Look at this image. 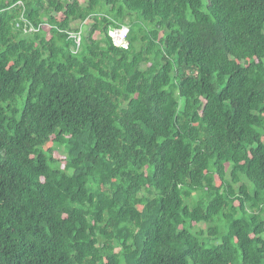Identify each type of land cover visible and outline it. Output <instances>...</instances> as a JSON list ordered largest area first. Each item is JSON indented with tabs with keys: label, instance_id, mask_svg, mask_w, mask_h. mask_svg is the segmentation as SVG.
<instances>
[{
	"label": "trees",
	"instance_id": "1",
	"mask_svg": "<svg viewBox=\"0 0 264 264\" xmlns=\"http://www.w3.org/2000/svg\"><path fill=\"white\" fill-rule=\"evenodd\" d=\"M0 264H264V0H0Z\"/></svg>",
	"mask_w": 264,
	"mask_h": 264
},
{
	"label": "built area",
	"instance_id": "2",
	"mask_svg": "<svg viewBox=\"0 0 264 264\" xmlns=\"http://www.w3.org/2000/svg\"><path fill=\"white\" fill-rule=\"evenodd\" d=\"M23 22H25V20ZM33 31H35L33 29V27L29 26L26 32L30 33ZM82 31H83V29H80V31L78 33H71V35H70V39L75 41L76 46H78L80 44L79 37L81 36ZM128 32H129V29L125 28V27H123L121 30L113 29L111 31V34H110V36L112 37L113 43L116 45H121V46L125 47L126 46V37H127Z\"/></svg>",
	"mask_w": 264,
	"mask_h": 264
},
{
	"label": "rangeland",
	"instance_id": "3",
	"mask_svg": "<svg viewBox=\"0 0 264 264\" xmlns=\"http://www.w3.org/2000/svg\"><path fill=\"white\" fill-rule=\"evenodd\" d=\"M89 24H90V23L86 22V23H85V27H86V25H89ZM83 25H84V24H83ZM83 25H82L80 22H75V23L72 24V28H73V29H82ZM87 29H88V28H87ZM193 198L196 200V195L193 194ZM206 228H207V227H206L205 225H200V226H199V229H201V230H203V231H205Z\"/></svg>",
	"mask_w": 264,
	"mask_h": 264
},
{
	"label": "clouds",
	"instance_id": "4",
	"mask_svg": "<svg viewBox=\"0 0 264 264\" xmlns=\"http://www.w3.org/2000/svg\"><path fill=\"white\" fill-rule=\"evenodd\" d=\"M124 27H125V28H128V27H126V26H124ZM122 28H123V27H122ZM122 28H121V29H122ZM115 29H116V28H115ZM121 29H116V30H121ZM128 29H129V28H128ZM112 30H113V29H111V30L109 31V34H108L109 38H110L111 41H112V44H113L115 47L127 49L128 46H129V43H128V41H127V37H128L129 32H128L127 37H126V46L124 47V46L116 45V44L113 43L112 37L110 36Z\"/></svg>",
	"mask_w": 264,
	"mask_h": 264
}]
</instances>
